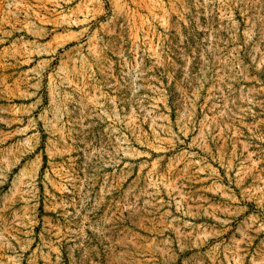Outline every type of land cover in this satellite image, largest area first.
Returning <instances> with one entry per match:
<instances>
[{
	"label": "rangeland",
	"instance_id": "1",
	"mask_svg": "<svg viewBox=\"0 0 264 264\" xmlns=\"http://www.w3.org/2000/svg\"><path fill=\"white\" fill-rule=\"evenodd\" d=\"M0 264H264V0H0Z\"/></svg>",
	"mask_w": 264,
	"mask_h": 264
}]
</instances>
